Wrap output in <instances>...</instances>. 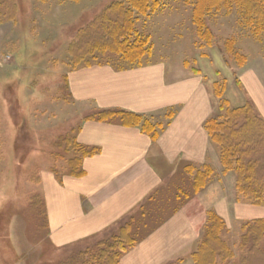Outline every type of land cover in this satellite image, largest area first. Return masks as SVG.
<instances>
[{
    "label": "rangeland",
    "instance_id": "1",
    "mask_svg": "<svg viewBox=\"0 0 264 264\" xmlns=\"http://www.w3.org/2000/svg\"><path fill=\"white\" fill-rule=\"evenodd\" d=\"M115 2L124 4V0H0V264H115L123 249L175 207L169 203L168 209H161L167 197L175 202L182 193L191 195L213 174L209 164L187 167L192 183L175 179L167 193H158L139 210L144 216L125 218L88 240L55 246L42 180L47 175L60 179L77 175L90 151L78 142L77 133L83 119L94 114L86 111L92 106L78 103L69 86V75L78 67L112 63L123 68L165 60L177 71L200 68L212 96V120L222 121L225 110L247 104L264 117V26L255 23L246 6L235 0H212L215 6L200 17L194 16L196 0H150L145 13L132 8L135 31L129 43L143 47L144 55L126 60L109 49L99 51L100 41L90 53L94 44L86 36ZM144 117L160 124L158 131L162 128V123ZM215 146L223 174L233 173L236 179L234 166L223 164ZM212 213L223 226L219 231L223 246L215 254V264H264V228L248 232V222L231 225ZM125 224L128 238L122 240Z\"/></svg>",
    "mask_w": 264,
    "mask_h": 264
},
{
    "label": "crops",
    "instance_id": "2",
    "mask_svg": "<svg viewBox=\"0 0 264 264\" xmlns=\"http://www.w3.org/2000/svg\"><path fill=\"white\" fill-rule=\"evenodd\" d=\"M168 62L153 60L123 68L93 63L70 73L71 94L83 107L92 106L86 109L88 114L125 110L163 126L152 138L119 118L83 119L77 140L94 148L82 161L83 173L61 179L47 175L42 180L55 246L88 240L125 218L144 216L139 210L158 193H167L175 179L192 183L187 167L207 164L214 171L206 186L188 196L182 193L175 202L167 197L161 209H168L169 203L175 207L124 251L117 264H194L192 254L209 212L231 225L264 219V205L243 199L235 175L222 172L217 147L205 126L215 110L201 69L195 72L188 66L177 71ZM175 74L178 78L172 77Z\"/></svg>",
    "mask_w": 264,
    "mask_h": 264
},
{
    "label": "trees",
    "instance_id": "3",
    "mask_svg": "<svg viewBox=\"0 0 264 264\" xmlns=\"http://www.w3.org/2000/svg\"><path fill=\"white\" fill-rule=\"evenodd\" d=\"M149 1L124 0V4L122 2H115L108 7L104 12L106 16L99 18L100 24L93 28V30H90L89 27V31L86 33L87 38L91 37L89 41L94 44V47H92L94 49L90 50V53L96 51L95 42L100 41V47L103 48L99 49V51L105 48V50L109 49L119 53L122 56L121 58L126 60L141 59L144 55L142 53L144 51L143 47L138 46L139 44L129 43V38L135 31L133 9L135 8L138 12L145 13L149 9ZM207 1L196 0L194 4V16H197L199 13L200 17L204 10L215 6L214 3H211L212 0L210 2ZM235 1L248 8L250 14L255 17L257 25L264 26V0ZM198 25H201V23ZM92 26H95V24L92 23ZM225 111L222 121L217 120L219 118L216 120H212V117L209 118L205 124L206 129L213 143L219 146L220 158L223 164L227 168L231 165L234 166L236 186L239 194L253 204L264 205V117L256 110H253L248 104L237 109ZM88 118L98 120L119 118L126 126H139L152 138H156L159 133L158 125L160 124L152 123L146 117L130 111L103 109L96 111ZM82 146L90 150L89 154L94 152V148ZM82 173L81 167L77 175ZM198 174L195 177V182L198 181ZM204 179L206 180L205 177ZM203 186L204 184L197 187L201 188ZM221 222L222 220L219 217L209 212L208 223L201 241L192 254L195 264H215V254L223 246L219 238V231L223 227L220 224ZM245 226H248V232L255 231L256 227L263 229L264 219L250 221ZM122 231L125 233H122L121 239L125 240V238H128L127 235L125 237V234L129 231V226L125 224L122 227ZM131 242L133 243L134 240L131 239ZM126 250L123 249V252ZM121 254L117 257L115 264H117Z\"/></svg>",
    "mask_w": 264,
    "mask_h": 264
}]
</instances>
